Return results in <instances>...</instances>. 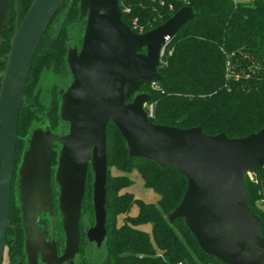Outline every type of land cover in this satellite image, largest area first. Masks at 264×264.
Returning a JSON list of instances; mask_svg holds the SVG:
<instances>
[{"label":"water","instance_id":"water-1","mask_svg":"<svg viewBox=\"0 0 264 264\" xmlns=\"http://www.w3.org/2000/svg\"><path fill=\"white\" fill-rule=\"evenodd\" d=\"M10 0H0V32L10 16ZM65 0H33L21 20L15 0L14 34L10 50L0 60V264L8 221L24 91L42 35ZM119 0H79L86 19L82 46L69 51L73 82L61 96L60 119L67 135L34 130L19 168L18 200L25 232L28 264H73L79 257V222L88 167L93 172L94 225L85 222L87 256L95 264L106 242V130L112 123L130 157L174 168L187 180L180 204L167 218L182 219L201 251L223 264H264L262 222L246 202L244 176L264 166V129L244 138L205 135L200 128L154 125L145 105L150 96L138 93L160 80L157 69L165 38H172L193 17L188 7L162 25L139 34L121 20ZM144 51V52H142ZM131 99L130 102L128 100ZM61 150L55 182L59 187L63 251L53 238L36 239L38 212L53 216L50 186L52 145ZM38 231L40 228L37 226ZM54 237V233L52 235ZM104 257V256H103ZM102 257V259H103Z\"/></svg>","mask_w":264,"mask_h":264},{"label":"trees","instance_id":"trees-1","mask_svg":"<svg viewBox=\"0 0 264 264\" xmlns=\"http://www.w3.org/2000/svg\"><path fill=\"white\" fill-rule=\"evenodd\" d=\"M33 0H19L21 20ZM169 5L173 9H169ZM121 20L133 21L143 34L162 25L178 10L188 7L192 19L173 36L160 58V80L138 93L150 96L148 117L154 125L178 129L200 128L208 136L225 134L244 138L264 129V0H121ZM0 32V60L6 58L14 34L15 10ZM86 19L79 0H65L57 9L39 42L28 75L18 120V138L8 221L20 222L15 172L34 130L48 129L63 136L67 125L60 119V90L68 84L67 43L72 34L81 37ZM144 52V51H142ZM3 68H0V72ZM131 99L128 100L130 102ZM106 242L100 264H223L204 254L184 220L170 223V214L181 202L187 180L174 168L130 157L125 140L109 123L106 130ZM114 169L122 175H111ZM136 170L146 189L158 200L146 203L126 192L128 174ZM93 172L87 170L79 223L78 264H91L87 256L85 222L93 224ZM246 202L262 222L264 239V166L253 180L244 178ZM58 191L52 194L55 237L62 248L63 232ZM135 207L137 214L130 215ZM150 226V231L141 229ZM15 257L26 264L23 236L18 228Z\"/></svg>","mask_w":264,"mask_h":264},{"label":"flooded vegetation","instance_id":"flooded-vegetation-1","mask_svg":"<svg viewBox=\"0 0 264 264\" xmlns=\"http://www.w3.org/2000/svg\"><path fill=\"white\" fill-rule=\"evenodd\" d=\"M12 1L14 2V10H15V0H10L9 1V10H10L9 19L11 18V14H12V11H11ZM14 16L16 17V11H15V15ZM77 35L72 34L71 36H69V41L67 43L66 63H67V68H68L69 79L70 80L68 81V84L64 87V89L59 91L61 93L60 97L62 96V93L67 88H69V86L73 82L72 73L70 71V68H69V65H68V60H67L68 59V54H69L70 50H76L77 54L80 52L81 46H82V40H83L84 31L82 32L81 37H79V36L77 37ZM66 125H67V133H66V135H67L68 132H69V123H66ZM60 150H61V145L59 143H54L52 145L50 186H51V194H53L54 192L58 191V195H59V187H58V185L55 182V174H56V170H57V166H58V161H56V164H54V156H55V153L58 152V157H59ZM19 207H20V204H19ZM20 217H21V210H20ZM53 218H54V216L49 217V215L47 213H43V212L40 211V212L37 213L36 225L40 228L39 237H43L45 241L52 240L53 238L55 239L56 244H57L58 256H60L62 254V251H63V245H62V248H61L60 245L58 244V242L56 240V237H55V230L53 229V231H51V227L52 226L54 227ZM21 222H22V217H21V220H20L19 223H17L16 225H11L14 228H9L7 230V232H6L2 264L4 262L5 255L7 256L8 264H22V260L17 258V257H15V253H16L15 248H16V243H17L16 235L18 234V228L21 230V233H22V236H23V249H24V253H25V256H26V262L25 263L28 264L27 255H26V252H25V239H26V237H25V232H24L23 228L20 226ZM49 227H50V235L48 234ZM53 233H54V237H52ZM40 258H41V254L39 252L38 253V264H43L41 262Z\"/></svg>","mask_w":264,"mask_h":264},{"label":"rangeland","instance_id":"rangeland-1","mask_svg":"<svg viewBox=\"0 0 264 264\" xmlns=\"http://www.w3.org/2000/svg\"><path fill=\"white\" fill-rule=\"evenodd\" d=\"M70 51H71V50H70ZM72 51H73V50H72ZM74 51L77 53L76 50H74ZM145 110H146V111L149 110V107H148L147 104L145 105ZM29 139H30V138H29ZM27 147H28V145H27ZM26 149H27V148H26ZM25 151H26V150H25ZM25 151H24V152H25ZM23 154H24V153H23ZM22 157H23V155H22ZM21 161H22V159H21ZM56 161H58V152L55 153V156H54V164H56ZM20 165H21V163L18 164V166H17V170H16V172H15V185H16V188H17V192H19V191H18V179H19V175H18L19 169H18V168H20ZM110 174H111V175H122L120 172H116L114 169H111V170H110ZM123 175L128 176L129 179H130L131 182H132L131 185H130V187L127 188L126 192L132 194L135 198L140 199V200H142V201H144V202H146V203L155 204V203L157 202V200H158V196H157L152 190H150V189H146V188L144 187L143 182H142V180H141V178H140V176H139V174L137 173L136 170H132L130 173H128V174H123ZM244 178L247 179V180H253V178H254V174H252V173L246 174V175L244 176ZM92 184H93V183H92ZM54 193H55V192H54ZM57 199H58V197H57ZM47 214H48V213H47ZM136 214H137V210H136L135 207H133V208L131 209V211H130V215H131V216H135ZM90 224L93 226V225H94V221H93V224H92V223H90ZM33 228H34V230H35V232H36V239H37V241L39 242V231H38V228H37V226H33ZM53 229H54V227L52 226V227H51V231H53ZM141 229L144 230V231H146V232H149V231H150V226L147 225V226L141 227ZM48 234L50 235V227H49ZM49 235H48V236H49ZM49 241H50V240H49ZM49 241H46V243L49 242ZM38 253H39V252H37V254H36V264H38ZM103 256H104V251H103V252L100 251V252H99V258L97 257V259L95 260V262H96L95 264H100L101 261H102V257H103ZM77 258H78V257L75 256V258L73 259V264H78V259H77ZM40 259H41V258H40ZM3 264H8V260H7V256H6V255H5V259H4Z\"/></svg>","mask_w":264,"mask_h":264},{"label":"built area","instance_id":"built-area-1","mask_svg":"<svg viewBox=\"0 0 264 264\" xmlns=\"http://www.w3.org/2000/svg\"><path fill=\"white\" fill-rule=\"evenodd\" d=\"M119 1H121V0H119ZM151 1H160V3H164V0H151ZM178 3H180V4H182L183 6H185L186 4H188V2H189V0H176ZM169 9L170 10H172L173 9V6L172 5H169ZM132 31H141L140 30V28H139V26H138V24H137V21H133V23H132V28H130ZM170 39L171 38H168V37H166L165 38V47H166V45L168 44V42L170 41ZM165 47L162 49V51H161V57H162V55H163V53H164V50H165ZM147 112V115H148V117H150L151 115H152V108L151 107H149V110L148 111H146Z\"/></svg>","mask_w":264,"mask_h":264}]
</instances>
